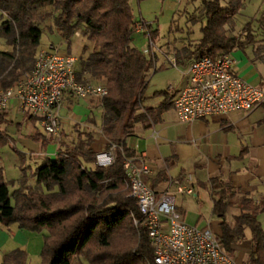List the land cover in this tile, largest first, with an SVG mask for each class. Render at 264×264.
<instances>
[{"label": "trees", "instance_id": "trees-1", "mask_svg": "<svg viewBox=\"0 0 264 264\" xmlns=\"http://www.w3.org/2000/svg\"><path fill=\"white\" fill-rule=\"evenodd\" d=\"M242 6L243 0H199L189 20L201 21V35L176 54V63L180 57L214 59L246 47L263 60L264 36L256 45L250 22L238 35L230 33ZM0 16V37L8 47H0V88L13 86L32 70L44 29L55 27L64 40L76 32L85 37L87 44L75 65L77 80L102 83L107 89L98 100L96 129L78 131L72 144L60 146L53 157L45 156L33 166H23L25 157L19 153L18 179L7 181L0 169V226L16 224L43 235L35 264H153L147 233L134 224L140 214L129 196L122 162L134 155L126 140L137 126L151 127L171 104L167 91L156 93L164 96L157 107L144 103L150 71L157 70L155 52L152 46L149 52L139 49L134 35L143 31L153 43L157 29L136 18L131 0H0ZM136 23L142 24L138 32ZM97 135L107 140L105 149L114 145L109 166L96 162L91 144ZM8 140L0 130V146ZM233 195L229 190L214 199L212 212L221 220L219 241L234 256L248 228L250 246L244 264H264V229L258 220L264 198L256 202L241 196L239 211L229 222ZM0 264L32 263L26 251L16 247L3 253Z\"/></svg>", "mask_w": 264, "mask_h": 264}, {"label": "crops", "instance_id": "crops-1", "mask_svg": "<svg viewBox=\"0 0 264 264\" xmlns=\"http://www.w3.org/2000/svg\"><path fill=\"white\" fill-rule=\"evenodd\" d=\"M53 33L56 35L53 37L55 42L49 45L56 47L61 54H70L57 46L63 39L59 32L54 29ZM154 55L155 68L161 69L163 63H159L156 52ZM164 55L180 72L170 80L168 96L171 104L151 127L142 128L138 125L135 133L127 138L126 145L135 155H141L149 165L151 172L144 176V180L157 196L165 190L173 192L177 211L184 222L199 228H210L219 237L221 220L213 214L212 208L214 199L219 197L220 192L228 194L229 190L233 191L230 211H239L238 204L243 195L256 202L264 198V102L249 110L181 121L172 100L186 85L187 69L193 59L180 57L176 63L171 55ZM231 55L235 73L252 86L264 88L262 58H257L251 47L235 49ZM161 91L166 90H154L156 98L153 104H148L146 100L144 103L157 107L164 100L163 95L156 94ZM96 111L100 113L98 99L73 102L66 98L60 109L59 142L58 138L40 130L37 116L20 111L17 103L12 101L0 115V130L20 142L23 149L20 153L24 157L28 156L34 165L45 156L53 157L60 146L72 144L78 131H82L89 123L93 124L92 121L98 127L94 116ZM107 143L103 136L97 135L91 148L97 153L104 150ZM50 145L55 154L49 152ZM171 179H178L191 187L192 195L175 192L174 185L170 184ZM237 213L232 212V217ZM258 220L263 228L260 218ZM249 237L247 244L237 243L234 256L242 264L243 261L239 258H243L249 251ZM42 246L41 233L22 230L16 224L0 226L1 257L6 251L19 247L26 251L31 263L39 258Z\"/></svg>", "mask_w": 264, "mask_h": 264}, {"label": "built area", "instance_id": "built-area-1", "mask_svg": "<svg viewBox=\"0 0 264 264\" xmlns=\"http://www.w3.org/2000/svg\"><path fill=\"white\" fill-rule=\"evenodd\" d=\"M141 29L142 24L136 23L135 31ZM77 60L75 55L61 54L53 45L39 47L32 70L13 86L0 88V115L14 101L20 111L38 117L43 133L58 137L60 109L66 98L73 102L100 100L107 94L102 83L77 80ZM233 64L231 53L214 59L203 56L189 64L188 81L172 100L179 120L188 122L249 110L264 102V88L252 86L240 77ZM113 161L114 145L96 153L99 166H109ZM122 164L129 196L135 199L140 214L134 224L141 225L147 233L153 264H242L223 249L210 228H199L181 219L173 192L165 190L158 196L154 193L144 180L151 170L141 155L124 157ZM170 184L177 193H193L178 179H171Z\"/></svg>", "mask_w": 264, "mask_h": 264}, {"label": "rangeland", "instance_id": "rangeland-1", "mask_svg": "<svg viewBox=\"0 0 264 264\" xmlns=\"http://www.w3.org/2000/svg\"><path fill=\"white\" fill-rule=\"evenodd\" d=\"M134 14L138 20L142 19L146 23H150L152 29H157V35L152 38V51L157 53L160 62L163 63L161 69L150 71L148 83L144 90V101L148 104H153L156 98L153 95L154 90H170V80L174 75H179V69L169 62L164 54L171 55L175 58L176 54L181 51L184 46H188L190 43H194L201 35L200 27L201 21H190L189 16L194 12V9L199 5V0H131ZM2 17L0 16V23ZM50 24V20L46 21ZM246 22H250L253 27V31L256 35V45L259 40L264 36V0H243V6L241 10L235 16L234 28L230 30L233 35H238ZM46 28V27H45ZM55 27L52 29H44L41 39L40 48L48 47L51 42H55L53 32ZM77 33V32H76ZM57 34V33H56ZM60 34V33H59ZM150 40L144 32L136 33L134 35V44L141 50L149 52ZM56 44V43H55ZM58 47L62 50L69 51L70 54L75 55L77 58L81 55L82 48L87 44L85 37L82 34L72 36L69 41L61 39L57 43ZM0 47L2 49L8 48L3 37H0ZM91 47V43L88 48ZM249 51V50H248ZM151 53V51H150ZM148 54V53H147ZM261 56L264 61V49L261 51ZM155 67V65H154ZM169 94V93H168ZM95 123L98 126L100 124V113L95 112ZM94 128V124L89 123L88 126L83 127V130ZM41 130V129H40ZM81 131V130H80ZM8 135V134H7ZM9 140L6 144L0 146V169L2 174L7 181L18 179L21 172L20 166V152H22V145L20 142L11 135H8ZM58 138L60 142V137ZM70 142V141H68ZM50 153L55 154V150L50 145ZM48 152V154H50ZM23 166L32 164L28 156ZM26 172L29 173L30 169L27 168ZM232 212L227 214L229 222H233ZM231 214V215H229ZM262 222L264 228V214L258 216ZM249 229L245 230V238L240 240L238 244H247V238L249 237ZM1 259V256H0ZM39 259L33 260L31 263L35 264L39 262ZM247 255L239 260L245 263ZM82 264H87L83 262Z\"/></svg>", "mask_w": 264, "mask_h": 264}]
</instances>
